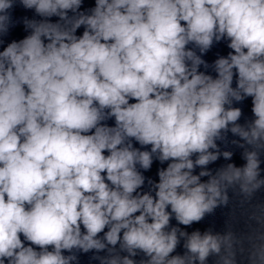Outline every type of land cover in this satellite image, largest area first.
<instances>
[{
  "label": "clouds",
  "instance_id": "9594fccd",
  "mask_svg": "<svg viewBox=\"0 0 264 264\" xmlns=\"http://www.w3.org/2000/svg\"><path fill=\"white\" fill-rule=\"evenodd\" d=\"M84 5L0 0V264H264V0Z\"/></svg>",
  "mask_w": 264,
  "mask_h": 264
}]
</instances>
